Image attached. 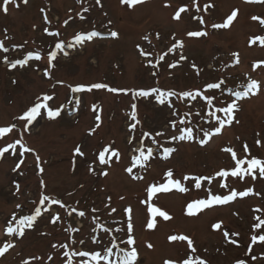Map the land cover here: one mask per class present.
Instances as JSON below:
<instances>
[{
  "label": "rangeland",
  "instance_id": "1",
  "mask_svg": "<svg viewBox=\"0 0 264 264\" xmlns=\"http://www.w3.org/2000/svg\"><path fill=\"white\" fill-rule=\"evenodd\" d=\"M17 2L19 7L10 4L7 14L0 11V40H4L5 46L9 48L7 53L0 50V126L16 124L12 133L0 138V147L22 139L24 145L34 149V152L24 153V164L16 172L12 169L20 159V145L0 158V245L9 239L15 244L13 249L0 257V264H21L22 260H30L33 256L41 257L44 264H52L47 261L49 253L53 254L56 264H62V258L51 248V244L71 243L66 239L63 227L71 225L79 228L80 232L72 234L73 238H83L87 242L86 247L93 248L95 246L89 240L94 227L92 218L98 216L100 223L109 228L124 226L126 217L123 209L128 205L133 208L139 264H163L166 259L185 258L188 251L186 242L170 243L167 237L171 234L190 236L198 255L210 264H235L238 259L244 260L245 264H264V243L252 244L251 251L248 250L251 235L257 232L251 227L254 217L260 215L264 218V212L253 211L255 208L264 210V179L253 181L246 177L241 181L239 178L229 177V189L220 188V178L211 185L204 182L202 189H195L194 181H182L190 189L187 193L173 190L171 193H160L154 199L157 206L173 217L167 222L158 218L155 230L146 229V206L140 203L146 198V186L163 182V173L169 168L173 169L174 178H182L184 174L213 175L221 168L231 167L233 162L230 154L222 151L225 147H232L238 157L242 158L245 155L243 146L247 143L252 156L264 157V147H258L255 143L256 139H260L264 144V66L255 71L252 68L253 62L264 61V46L259 41L254 45L249 44L250 38L264 36V25L259 20L251 19L257 16L264 20V3H248L246 0H196L200 8L197 11L193 0H145L133 7L121 4V0H101L102 6L97 5L95 0H28L26 5L20 0ZM165 3L170 7H165ZM206 4H212L213 7L204 11ZM183 5L189 6L188 13L182 14L180 21L173 20L174 11ZM85 8L88 9L87 12L84 11ZM233 10H238V16L228 29L211 27L213 23H222ZM45 14L50 23L44 21ZM81 15L85 17L83 20L80 19ZM200 16L203 17L204 24L194 18ZM65 19H69L67 25L63 23ZM45 27L50 31L59 30L60 36L50 37L44 32ZM90 30L99 31L102 36L79 47L76 45L73 50L66 47L64 51H67V56L57 50V58L53 61L55 67L50 69V77H45L43 72L48 66L47 54L53 50L55 43L58 40L65 44L73 42L75 34ZM196 30H205L209 34L199 38L186 35L187 32ZM110 31H117L118 37L107 35ZM173 34L176 39L183 40L184 48L167 55L165 61L160 62L156 68L148 65L149 59L155 62L156 57L175 42ZM145 35L149 36L151 43L143 40ZM5 36L11 39L5 40ZM21 44L24 45L22 48L14 47ZM137 45L153 55L141 56ZM29 51H40L42 59L29 61L28 65L17 66L15 69H10L3 62L5 55L9 61H13L22 59ZM233 52L239 53L238 65L233 63ZM181 53L187 60L181 61L175 68H169L168 64L178 60ZM193 64L200 70L199 75L196 68L192 67ZM153 72L157 75L153 76ZM248 76L260 81L259 94L241 100V110L236 113L239 123L225 126L222 134L214 136L203 147L195 140L168 142L170 136L179 134L169 124L170 120L177 119L172 116V110L167 104L159 105L154 98L136 101L141 125L137 126L135 135L139 137L144 131L153 134L162 131L164 135L157 137L159 143L163 147L177 148L167 160L160 154L162 149H158L146 168L134 169V174L144 176L139 181L132 180L125 172V168L131 163L132 148L139 143L136 140L133 145L128 144V139L133 134L127 127L131 122V94H113L106 90H93L91 93L71 91V86L76 84L94 82H104L113 87L138 89L158 86L182 91L195 90L206 83L224 80L225 83L221 86L224 92H214L218 100L230 102L232 97L227 95V89L240 90ZM45 93L54 97L49 102L50 107L64 106L61 116L48 119L44 113L25 130L24 122L15 118L37 96ZM77 96L81 99L79 106L74 103ZM92 104L102 109V123L94 134L89 135V130L96 123ZM173 105L180 115L184 112L191 113V123L178 127L199 126L210 130L205 101L198 98L189 105L187 100L181 103L173 98ZM73 110H76V114L69 116ZM197 112L200 113L199 116L196 115ZM211 124H215V121H211ZM195 134L202 138V133ZM109 143L121 151V160L115 161L113 158L110 166L103 167L97 163L94 165L96 174L90 173L89 164L96 159L98 150ZM145 143L153 146L150 140ZM77 144L81 145V150L86 155L84 158L75 156L73 171V149ZM37 154L45 169L43 174L36 167ZM105 167L108 175H99ZM41 178L46 182V194L60 198L69 209L75 207L78 211H84L85 216L80 217L78 213L69 216L59 206H52L53 212L61 213L63 224L51 225L50 214H45L43 218H38L34 229L26 230L24 237L6 236L5 224L11 213L17 211L15 205H22L18 215L28 214L34 208L32 201L38 199ZM14 181L21 186L19 193H16ZM209 187L214 194H227L231 188L241 191L246 187H253L260 195L237 197L226 205H215L196 215H187V203L193 199L206 198L205 189ZM69 193L72 195H68ZM121 196L125 199L120 200ZM107 197H111L110 207L117 209L111 216L108 215L110 208L105 207ZM94 208L97 209L96 212L92 211ZM217 222H222L220 230L211 227ZM224 230L229 232L230 238L238 240V245L226 242ZM42 232L51 235H41ZM232 233H239V236L232 237ZM116 235L118 239L124 238L122 234ZM149 242L154 245L152 249L146 247ZM79 247L77 245L78 250ZM252 257L256 259L253 260ZM30 264L37 262L30 260Z\"/></svg>",
  "mask_w": 264,
  "mask_h": 264
},
{
  "label": "snow or ice",
  "instance_id": "2",
  "mask_svg": "<svg viewBox=\"0 0 264 264\" xmlns=\"http://www.w3.org/2000/svg\"><path fill=\"white\" fill-rule=\"evenodd\" d=\"M21 3L27 4L28 0H20ZM145 0H121V4L128 7H133L144 3ZM248 3H264V0H246ZM97 5H101V0H95ZM15 5L19 7L17 0H2L0 4V11L7 14L9 11V5ZM193 5L196 6L197 11H200L199 6L196 4V0H193ZM102 6V5H101ZM165 7H170L168 3H165ZM213 7L212 4L204 5V11H207L209 8ZM85 12L88 11L87 8L84 9ZM189 11L188 5L180 6L177 10L174 11L172 19L175 21H180L182 19V14H186ZM41 12H44V9H41ZM106 15V14H105ZM238 16V10H233L230 15L222 23H213L211 27L213 29H228ZM83 15L80 16V19H84ZM198 20L200 24H204L205 21L202 16L194 17ZM46 23H50L48 16L45 14L43 17ZM71 19V17L69 18ZM69 19L64 20V25L69 23ZM252 20H259L262 25H264V20L260 17L253 16ZM111 24V21L108 22ZM35 27V26H34ZM7 32V29L4 30ZM44 32L47 33L50 37H59V30L50 31L48 27L44 28ZM208 32L205 30H196L189 31L186 33L188 37H206ZM107 35L112 38L118 37L117 31H110ZM102 33L96 30H90L86 33L80 32L74 35L73 42L65 44L64 41L58 40L55 43L53 50L49 51L48 56V66L45 68L43 75L45 77H50V69L54 68L55 65L53 61L56 60L58 51L63 52L65 56L68 55L67 51L64 49L67 47L69 49L74 48L76 45H82L85 42H91L96 37H101ZM157 39H159V33L156 34ZM11 39L8 36H5V40ZM172 39L175 41L167 48L165 52L159 54L155 62L152 59L147 61L148 65L156 68L159 66L160 62L165 61V58L170 53H175L178 49L184 48L183 40H178L173 34ZM143 40L151 43L149 36H143ZM259 41L261 46H264V36H254L250 38L249 44L254 45ZM27 41H25V44ZM24 45H14V47H23ZM140 50V55L143 57H151L153 53L145 52L140 45L136 46ZM0 50L4 53L9 51V48L5 46L4 40H0ZM232 57H234L233 63L239 64V53L233 52ZM42 59L40 51H29L22 59H15L9 61L8 56L3 57V62L10 68L15 69L17 66L24 67L29 64V61L35 60L40 61ZM187 60V57L182 53L179 55L178 60L173 63L168 64L169 68H175L179 65L181 61ZM264 66V61L253 62L252 68L255 71L257 68ZM193 68H196V65H192ZM197 74L199 75V69L196 68ZM153 76H156L157 73L153 72ZM15 82V81H14ZM57 83H63L62 81H57ZM158 83V82H157ZM224 80L219 82H209L203 85L202 88H196L195 90H182L177 91L174 89H162L158 86H152L148 88H124V87H113L104 82H94L91 84H76L71 86V91L73 93H91L93 90H106L109 93L113 94H131V103H130V113L129 119L130 123L127 125L128 129L133 133L128 139V144L133 145L134 141L138 140L139 143L136 147L132 148L134 153L131 156L130 166L125 168V172L131 177L132 180H143V175L134 174V169L136 168H146L147 163L154 158V152L158 149H162L160 153L164 160L169 159L176 151V147H163L157 140V137L164 135V132L157 131L154 134L152 132L144 131L142 134L137 137L135 135V130L138 125H141V121L138 119V104L136 101L139 99H148L154 98L159 105H165L172 110L171 114L177 119L169 121V124L172 129L178 131V135H172L168 138V142L172 141H196L201 147L206 146L214 136L222 134V130L225 126H231L234 122L239 123V120L236 117V113L239 112L240 104L239 102L245 98H248L251 95L259 94L261 90V83L256 79H252L250 76L247 77V82L240 86V90H235L228 88L227 95L231 96L232 99L230 102L220 101L217 99L214 90H221ZM208 93V94H205ZM173 98L175 100L183 103L185 100L188 101L189 105L191 102L197 101L198 98L206 102L207 105V117L210 123V130L200 128L199 126L192 127H178V125L183 126L191 123V113L184 112L182 115L178 114L175 106L173 105ZM54 99L53 95L43 94L42 96H37L34 102L23 110L22 114L17 116L15 119L24 122L25 130L32 125L38 117L46 113L48 119H56L61 116L64 106L60 105L58 107H50L49 102ZM74 103L76 106H79L81 103L80 97H75ZM219 104L220 106H217ZM92 111L95 113V126L89 130V135L94 134L97 129L101 127L102 118L101 111L102 109L98 108L96 104L91 105ZM42 110H44L42 112ZM222 114V115H218ZM196 115H200L199 112ZM215 121V124H211V121ZM16 128V124H10L8 126H0V138H3L5 135L12 133ZM202 133V138L198 137L195 133ZM259 135V134H258ZM150 140L153 146H147L145 141ZM258 147H264L260 139L255 141ZM17 145H20L19 161L15 164V167L12 169L13 172L21 169V166L24 164V153L34 152V149L31 147H26L22 139H17L13 143L7 144L6 147H0V158H4L6 153H9V150H16ZM222 151L230 154V158L233 162V165L228 168H221L213 175H190L184 174L182 178H174L173 169L169 168L163 173L164 181L160 183H150L146 186L145 193L146 198L141 200L140 203L146 206L147 220L145 227L147 230H155L158 226V218H162L163 221H170L173 217L161 207L157 206L154 203V199L160 193H171L173 190L178 191L179 193H187L190 189L185 186L182 181H194L193 187L195 189H202L204 182H207L209 185L212 184L214 180L220 178L219 186L222 189H229L230 185L228 184L229 177L239 178L241 181L245 180L246 177L251 178L255 181L258 178L264 179V157L252 156L249 150L247 143L243 146L244 156L242 158L238 157L237 152L232 147H225ZM74 158L72 161L73 171L75 170V156L81 158L85 157V152L81 150V145L77 144L73 149ZM121 151L113 147L112 144L104 145L98 154H96V159L89 164L88 171L90 173H95V164L100 166H110L113 162L121 160ZM36 167L40 174H43L45 169L41 166V157L37 154L35 155ZM99 175L107 176L108 171H101ZM15 186L16 193L20 192V184L18 182H13ZM39 186L41 191L38 194V199L32 201L34 208L29 210L28 214L18 215V211L22 210L21 204H16L15 208L17 211H13L10 217L7 219L4 234L10 238L24 237L26 235V230L34 229L35 224L38 221V218H43L45 214H50L49 223L53 226L57 224H63L62 215L59 211L53 212L52 206H59L60 209L66 211L70 216L72 213H78L80 217L85 216L84 211H78L77 208L72 207L69 209V206L65 204L60 198L53 197L49 194H46L44 189H46V182L41 178L39 180ZM83 187V185H81ZM206 198L193 199L186 205V214L189 216L196 215L204 209H210L215 205H226L234 201L237 197L244 198L250 195L259 196V192H255L253 187H246L244 190L237 191L235 188H231L227 194H214L211 187L205 189ZM15 194V193H14ZM68 195H72L69 193ZM125 197L121 196L120 200H124ZM107 203L105 204L106 208H110L108 215L111 216L113 213L117 212V209L110 207L111 197H107ZM79 202L77 201V204ZM93 212H96L97 209H92ZM254 212H264L260 208L253 209ZM123 213L126 217V221L123 222L124 226L116 227L115 229L106 227L105 224L100 223V218L94 216L92 218L94 227L91 229L89 235V240L92 245L95 247L87 248V242L81 238L79 240L73 238L72 234L79 233L80 229L76 227H63L62 230L67 234L66 239L70 240L71 243H52L51 248L59 253L62 258V264H139L140 255L136 243V238L134 235V223H133V208L131 205H128L123 209ZM113 223H122L119 221H113ZM215 230H220L222 228V222L214 223L211 226ZM257 232L251 235V244L249 245L248 250L251 251V245L256 243H264V218H261L260 215L254 217V223L251 226ZM117 233L122 234L124 238L118 239ZM224 236L226 242L233 245H238V240L229 237V232L224 230ZM41 235H51V233L42 232ZM239 236V233H232V237ZM106 237V238H105ZM167 240L170 243L173 242H186L187 244V253L185 258L180 260L166 259L163 264H210V262L203 257L198 255L197 248L194 246L193 239L185 234H171L167 237ZM79 245V250L77 249ZM123 245V246H122ZM15 244L12 242V239L5 241L0 245V257H3L10 249H13ZM146 247L152 249L154 245L152 243H147ZM253 260L256 257H252ZM30 260H34L37 264H44L41 257L33 256ZM29 259L21 261V264H30ZM47 261L56 264L52 253L47 255ZM235 264H245V261L238 259Z\"/></svg>",
  "mask_w": 264,
  "mask_h": 264
}]
</instances>
